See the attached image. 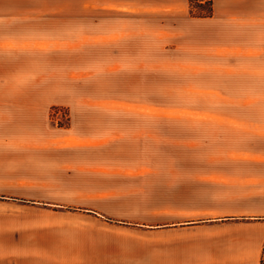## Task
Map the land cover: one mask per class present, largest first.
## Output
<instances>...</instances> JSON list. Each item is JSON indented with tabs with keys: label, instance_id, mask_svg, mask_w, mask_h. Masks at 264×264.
I'll return each instance as SVG.
<instances>
[{
	"label": "crops",
	"instance_id": "obj_1",
	"mask_svg": "<svg viewBox=\"0 0 264 264\" xmlns=\"http://www.w3.org/2000/svg\"><path fill=\"white\" fill-rule=\"evenodd\" d=\"M76 4L124 30H193L199 62L264 64V0H0V264H27L28 207H70L76 161L107 160L137 189L210 194L217 213L191 227L201 237L182 231V264H264V139H74Z\"/></svg>",
	"mask_w": 264,
	"mask_h": 264
},
{
	"label": "rangeland",
	"instance_id": "obj_2",
	"mask_svg": "<svg viewBox=\"0 0 264 264\" xmlns=\"http://www.w3.org/2000/svg\"><path fill=\"white\" fill-rule=\"evenodd\" d=\"M79 6L67 114L74 139H264V64L256 58L199 62L193 30L149 20L124 30L129 19L79 15ZM188 155L187 179L201 166ZM101 162L88 170L76 161L80 190L70 207H28L27 264H182V231L201 237L191 227L217 213L206 207L210 194L193 183L182 192L137 189L131 170Z\"/></svg>",
	"mask_w": 264,
	"mask_h": 264
}]
</instances>
